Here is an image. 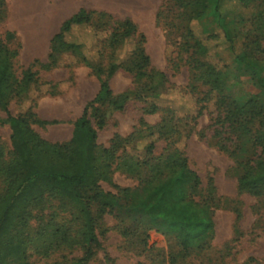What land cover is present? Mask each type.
Here are the masks:
<instances>
[{
    "label": "trees",
    "instance_id": "16d2710c",
    "mask_svg": "<svg viewBox=\"0 0 264 264\" xmlns=\"http://www.w3.org/2000/svg\"><path fill=\"white\" fill-rule=\"evenodd\" d=\"M170 2L173 10L159 11L157 22L166 30L169 66L179 69L180 64L172 58L177 52L192 75L190 92L196 95L205 89L202 98L197 99L195 115L181 117L156 103L170 91L168 78L152 67L146 37L135 23L83 9L53 37L48 63L41 67L52 70L83 64L100 79L101 89L74 123L71 141L49 143L33 129L34 125H50L38 119L34 107L13 117L9 106L13 101L24 105L29 100L34 103L42 96L54 95L55 86L40 83L38 72L33 71L36 63L18 75L15 60L19 52L11 46L15 35L7 33L0 41V111L6 115L0 123L12 132V149L7 151L0 145V264H34L35 258L45 261L55 254L64 255L54 264H89L99 253H104L110 262L98 234L107 216L131 220L134 228L123 230V236L139 237L147 250L156 249L151 245L152 233L172 238L184 260L204 250L209 238L215 236L214 218L224 208L223 198L217 194L212 179L207 188L202 187L180 145L190 138L211 104L217 124L237 139V144L232 142L233 151L226 143L220 147L235 160L239 196L264 200V78H257V87L262 90L259 96L240 104L228 94L224 68L215 60L222 51L236 50V42L222 23L241 19L244 10L264 0ZM4 6L0 0V8ZM209 15L218 23L216 32L198 33L197 26ZM85 31L92 33V49L87 45ZM73 37L75 42L69 40ZM221 38L225 46L213 44ZM262 52L254 43L240 61L252 64L251 58ZM64 59H68L67 64ZM119 71L133 78L132 99L145 103L144 115L162 114L157 126L151 127L143 119L140 122L146 128L148 141L142 159L128 153L136 140L135 133L129 137L115 135L107 148L99 145L98 131L92 123L106 105L116 112L123 110L125 104L114 98L110 87ZM97 125L104 128L106 121L102 119ZM160 141L166 143V148L163 155L156 157V143ZM242 142L249 144L252 156L239 161L237 151ZM120 161L119 167L137 173L141 184L136 189H119L117 194L105 192L101 183H111L113 166ZM140 170L145 171V179ZM233 213L239 224L241 211L233 209ZM34 221H39L37 226ZM76 251L81 257H69Z\"/></svg>",
    "mask_w": 264,
    "mask_h": 264
},
{
    "label": "rangeland",
    "instance_id": "374dc122",
    "mask_svg": "<svg viewBox=\"0 0 264 264\" xmlns=\"http://www.w3.org/2000/svg\"><path fill=\"white\" fill-rule=\"evenodd\" d=\"M4 9L0 8V41L5 40L7 33L15 35L11 46L18 50L15 60V70L18 75L34 65L38 72L40 83H50L55 86L54 95H46L34 103L27 101L24 105L17 101L11 102L10 114L13 117L21 115L31 107L38 119L50 125H34V131L45 141L53 144H63L71 141L74 123L82 117L85 110L96 99L101 89V81L91 70L83 65L59 67L52 70L41 66L48 63L51 40L57 35L62 25L76 15L80 10L106 13L118 20L129 19L135 23L139 31L146 37V49L152 62V67L163 72L168 78L170 91L156 103L161 108L173 109L181 117L195 115L198 110L197 99L201 94H192L189 88L192 75L185 62L178 59L177 52L172 58L180 67L173 69L168 63L166 30L157 22V15L162 9L173 10L170 0H3ZM227 10L231 8L226 5ZM230 36L236 42L234 52L222 51L216 54V62L224 68L228 94L238 103L243 104L251 97L259 96L262 90L257 87L259 75L264 78V3L251 5L242 12L241 19L224 21L222 23ZM198 33L213 35L218 23L214 16L209 15L197 26ZM89 49L93 47V36L85 31ZM75 42L76 38H70ZM216 42V43H215ZM254 43L260 45L263 51L252 57L253 63H242L240 58L247 54L248 47ZM213 44L224 45L221 38ZM212 44V45H213ZM225 46V45H224ZM184 60L186 57H183ZM68 59H64L67 64ZM261 72V73H260ZM114 98L125 104L120 112L113 111L109 105L102 109V115L92 119L93 126L98 131V143L109 148L115 135L129 137L135 133L136 140L130 147L129 156L145 158L144 148L148 141L145 138V127L140 125L143 119L151 127L157 126L162 114L145 116V103L132 99L135 84L133 78L119 71L110 82ZM123 101H127L123 103ZM6 115L0 111V119ZM217 114L213 104L208 106L204 115L198 120L190 138L182 141L180 149L189 159L190 169L201 179L202 187L207 188L212 179L217 194L223 198L224 208L216 212L215 236L209 238L204 250L198 251L189 259L184 260L180 250L172 238L152 233L151 245L153 251L145 249L141 239L132 234L124 237L125 229L134 228L131 220L116 216L105 217L98 230L100 239L110 258L105 260L104 253H99L89 264H264V200L250 196H239L237 191L238 171L234 158L221 150L220 144L235 150V136L227 130H222L216 122ZM106 121L104 128H98L100 120ZM144 132V133H141ZM11 129L0 123V145L10 151ZM231 139V141H230ZM227 140V141H226ZM152 140H149V142ZM237 151L239 161L252 156L248 143H240ZM166 143H156L155 156L164 154ZM121 151L118 153V156ZM116 162L111 174V183L102 182L105 192L117 194L119 189H136L140 181L137 173H130L119 167ZM145 179V171L139 172ZM233 209H239L242 220L236 223ZM39 221H34L37 226ZM69 253H65L68 255ZM64 254H55L49 260L33 259L34 264H54L60 262ZM71 258L81 257L76 251Z\"/></svg>",
    "mask_w": 264,
    "mask_h": 264
}]
</instances>
